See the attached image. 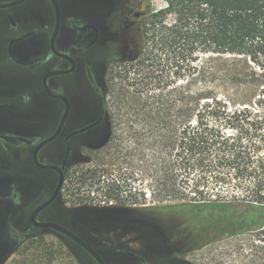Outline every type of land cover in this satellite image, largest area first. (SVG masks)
Wrapping results in <instances>:
<instances>
[{
	"label": "flooded vegetation",
	"instance_id": "1",
	"mask_svg": "<svg viewBox=\"0 0 264 264\" xmlns=\"http://www.w3.org/2000/svg\"><path fill=\"white\" fill-rule=\"evenodd\" d=\"M149 4L0 0V246L4 234H15V246L48 235L79 252L78 262L98 264L74 240L31 222L61 176L36 220L78 237L105 264H196L197 252L226 235L196 230L180 212L122 204L113 193L102 207L83 196L85 169L112 145L108 98L117 82L129 85ZM117 90V102L128 99Z\"/></svg>",
	"mask_w": 264,
	"mask_h": 264
},
{
	"label": "trees",
	"instance_id": "2",
	"mask_svg": "<svg viewBox=\"0 0 264 264\" xmlns=\"http://www.w3.org/2000/svg\"><path fill=\"white\" fill-rule=\"evenodd\" d=\"M151 2L127 74L159 52L177 65L149 146L163 155L162 190L180 201L148 210L180 212L208 234L264 233V0Z\"/></svg>",
	"mask_w": 264,
	"mask_h": 264
},
{
	"label": "rangeland",
	"instance_id": "3",
	"mask_svg": "<svg viewBox=\"0 0 264 264\" xmlns=\"http://www.w3.org/2000/svg\"><path fill=\"white\" fill-rule=\"evenodd\" d=\"M163 4L162 0L151 2L155 10ZM207 57L199 55L202 61ZM134 69L128 74V87L124 81L114 82L128 92V99L117 102L120 85L108 98L109 112L114 118L110 150L85 169V174L89 175L81 186L83 196L98 207L107 204L113 198L112 193L122 204L127 200L136 205L160 206L180 201L172 193L162 190L163 155L157 147L150 149L149 146L158 134V122L149 118H156V112L163 110L157 102L163 104L167 95L170 100L174 97L179 83L175 75L177 65L172 57L159 52L152 55L151 63L137 65ZM215 90L221 96L235 92L234 87L223 84H218ZM7 224H11V220ZM14 235H3L0 264H94L85 257L83 263L78 262L74 255L79 252L66 249L53 236H31L20 246H15ZM195 259L196 264H264V233L249 231L221 235L197 252Z\"/></svg>",
	"mask_w": 264,
	"mask_h": 264
},
{
	"label": "water",
	"instance_id": "4",
	"mask_svg": "<svg viewBox=\"0 0 264 264\" xmlns=\"http://www.w3.org/2000/svg\"><path fill=\"white\" fill-rule=\"evenodd\" d=\"M62 186V176L60 177L59 183L57 185V187L55 188L53 194L50 196V198L44 203L42 204L40 207H38L35 212L32 215L31 218V222L34 226H39V227H51L54 230L66 235L67 237H69L70 239L74 240L78 245H80L82 248L85 249L86 252H88L95 260L98 264H105L103 262V260L100 258V256L88 245L86 244L84 241H82L81 239H79L78 237L74 236L73 234H71L70 232L66 231L65 229L61 228L60 226H57L55 224H51V223H39L36 220V215L37 213L43 209L44 207H46L49 203H51L56 196L58 195L60 188Z\"/></svg>",
	"mask_w": 264,
	"mask_h": 264
}]
</instances>
